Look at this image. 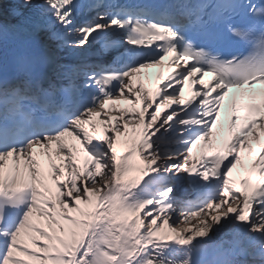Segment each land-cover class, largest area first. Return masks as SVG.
Returning <instances> with one entry per match:
<instances>
[{
	"label": "snow or ice",
	"instance_id": "obj_1",
	"mask_svg": "<svg viewBox=\"0 0 264 264\" xmlns=\"http://www.w3.org/2000/svg\"><path fill=\"white\" fill-rule=\"evenodd\" d=\"M165 67L153 92L136 79ZM257 84L264 3L16 0L0 11V264H264ZM185 185L195 201L178 197Z\"/></svg>",
	"mask_w": 264,
	"mask_h": 264
},
{
	"label": "bare ground",
	"instance_id": "obj_2",
	"mask_svg": "<svg viewBox=\"0 0 264 264\" xmlns=\"http://www.w3.org/2000/svg\"><path fill=\"white\" fill-rule=\"evenodd\" d=\"M129 131L131 132V128L129 129ZM192 224H193V225L196 224V221H193Z\"/></svg>",
	"mask_w": 264,
	"mask_h": 264
}]
</instances>
